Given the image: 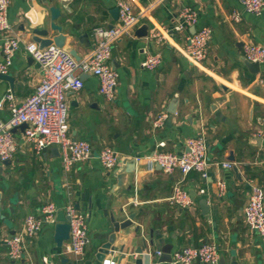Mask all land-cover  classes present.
<instances>
[{
  "label": "crops",
  "instance_id": "crops-1",
  "mask_svg": "<svg viewBox=\"0 0 264 264\" xmlns=\"http://www.w3.org/2000/svg\"><path fill=\"white\" fill-rule=\"evenodd\" d=\"M128 1L140 20L113 47L110 64L119 74L114 100L100 93L99 77L92 74H82V88L67 92L69 134L89 140L96 154L105 146L117 149L119 163L107 169L95 156L66 169L59 148L38 154L22 139L24 127L13 130L19 138L17 153L0 164V264H42L44 255L60 264H173L175 249L205 242L217 243L226 264H264V240L243 219L250 181L264 188V140L257 136L264 129V63L254 67L243 59L246 42L264 44V10L254 15L239 0ZM117 2L71 0L67 8L62 0H11L9 18L22 45L5 73L13 83L0 77V121L10 117L7 92L20 105L40 83L42 69L25 44L34 41L33 29L49 27L50 7L60 6L56 21L68 45L83 58L94 48V27L118 21L111 13ZM186 6L197 12L199 21L180 29L179 15ZM233 10L240 11V21L230 18ZM144 25L148 33L139 35ZM205 25L212 28L208 56L196 64L184 54L185 39ZM152 32L164 38L158 41ZM146 51L163 56L159 67H142ZM162 112L169 118L154 127ZM199 135L209 146L210 172L207 178L196 171L184 176L194 204L182 208L169 199L181 171L168 174L146 156L156 150L181 153L186 139ZM227 161L234 166L224 167ZM219 179L227 184L224 193ZM50 201L59 210L72 203L87 212L85 252L62 253L67 240L59 247L55 226L45 224L27 239L23 257L11 260L3 239L22 229L28 213H39ZM131 214L133 224L116 234L115 252L98 260L111 216L124 221Z\"/></svg>",
  "mask_w": 264,
  "mask_h": 264
},
{
  "label": "built area",
  "instance_id": "built-area-1",
  "mask_svg": "<svg viewBox=\"0 0 264 264\" xmlns=\"http://www.w3.org/2000/svg\"><path fill=\"white\" fill-rule=\"evenodd\" d=\"M243 9L254 15H260L264 10V0H239ZM11 0H0V39L2 41V57L0 60V76L6 73L14 62V57L22 45L21 37L15 34L9 18ZM118 21L112 25H96L93 29L95 38L92 51L81 59L60 46L50 45L40 47L35 41L25 44V49L40 64L42 75L35 90L22 102L17 104L12 91L5 94L10 108V117L0 121V164L11 159L19 146V138L13 128L22 123V139L29 142L33 150L40 154L42 150L55 146L61 150L64 167L71 168L80 161L89 160L95 156L107 169H115L120 155L117 149L105 146L97 151L91 142L84 138H75L69 134V113L67 92L77 91L84 85L82 74L97 75L100 80V93L109 101L116 97L119 80L118 71L110 64L113 47L123 35L131 34L133 27L140 18L135 13L131 1L118 0ZM235 21L242 19L238 10L229 14ZM181 24L178 28L195 26L199 21L197 12L186 6L180 12ZM158 41L164 38L160 32L150 34ZM212 38V28L208 25L188 32L185 39L184 54L193 63H202L208 56V45ZM244 56L251 62L264 63V44L246 42L243 46ZM163 56L159 52L146 51L142 67L154 70L161 65ZM3 102L0 101V107ZM168 112L160 113L153 121L154 127L163 126L169 118ZM257 136L264 140V129ZM187 149L181 153L153 151L146 157L151 165L158 164L168 174L180 170L183 177L177 180L173 193L169 198L182 208H190L194 198L183 184L184 176L192 171L199 172L203 178L209 176L211 161L209 146L203 135L190 136L186 139ZM224 167L231 168L232 162H223ZM247 203L243 209V219L249 227L264 240V188L252 181ZM221 193L227 188L223 179L217 181ZM204 193L205 189H201ZM59 206L54 202H45L39 213H28L25 216L21 230L7 235L3 242L8 246V256L11 260H19L26 251V242L35 236L45 224L55 226ZM70 224L69 238L65 242L62 253L82 256L88 244V214L79 211L72 203L64 207ZM161 251H159L160 253ZM173 264H194L201 261L205 264H221L219 248L215 242H205L200 245H187L174 250ZM42 264H60L52 255H44ZM12 264V263H7ZM111 264H114L112 262Z\"/></svg>",
  "mask_w": 264,
  "mask_h": 264
},
{
  "label": "water",
  "instance_id": "water-1",
  "mask_svg": "<svg viewBox=\"0 0 264 264\" xmlns=\"http://www.w3.org/2000/svg\"><path fill=\"white\" fill-rule=\"evenodd\" d=\"M50 2V0H47ZM71 0H62V2L66 5L67 8H69V3ZM113 16L115 18H118L119 15V6L116 5L114 8H112ZM61 15V8L58 5H52L50 7V25L49 27H38L33 29V40L39 44L40 47H46L50 45H58L62 47L63 49L69 51L71 55L74 57L81 59L78 52L70 47L67 43L66 35L63 33V27L60 23H58L56 20ZM148 25H144V27H140L137 31L139 35H145L148 33ZM51 32H54V34L51 35ZM244 61L248 65H252L254 67H259V63L257 62H251L249 61L245 56H243ZM1 78H7L13 83V77L9 76L5 73L0 76ZM27 124L22 123L19 127H25ZM17 127L13 128V130H16ZM259 139H261L259 137ZM10 161V159L5 160V162ZM235 170H237L235 168ZM134 218V214H131L128 219L124 221H116L113 216H111V221L109 222V228L106 231L104 237L105 241L100 245L98 249L97 259L103 260L105 255L109 253H114L116 248L114 247V240L116 238V234L128 226L132 225ZM0 219H4V215L2 214V208H1V192H0ZM70 234V224L68 223V216L65 214L64 208L58 211L57 213V223L55 224V233H54V241L58 244L59 247L63 246V242L66 241L69 238ZM142 249H139L141 251ZM139 263L142 262L141 259L138 260ZM221 264H226L223 257H221Z\"/></svg>",
  "mask_w": 264,
  "mask_h": 264
}]
</instances>
